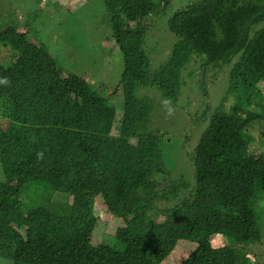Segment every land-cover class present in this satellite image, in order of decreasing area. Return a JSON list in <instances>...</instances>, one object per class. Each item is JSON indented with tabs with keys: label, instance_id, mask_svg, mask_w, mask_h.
<instances>
[{
	"label": "trees",
	"instance_id": "16d2710c",
	"mask_svg": "<svg viewBox=\"0 0 264 264\" xmlns=\"http://www.w3.org/2000/svg\"><path fill=\"white\" fill-rule=\"evenodd\" d=\"M188 1L171 19L179 40L153 79L142 49L143 20L165 13L174 0H104L124 63L118 134L111 132L115 110L89 83L65 71L28 29L0 25V57L12 50V63L0 62V77L11 80L10 87L0 85V109L9 120L0 128L1 257L14 264H157L180 239L205 240L234 226L248 233L246 240L256 238L248 217L251 212L258 229L252 202L264 190V154H250L256 137L247 130L263 123L264 97L249 118L224 109V100L215 108L192 155L196 186L190 191L183 178L170 177L163 135L145 127L151 100L137 96V88L158 85L176 100L181 69L193 54L205 66L231 64L226 94L253 85L264 93V25L253 32L264 23V0L241 11L242 0ZM40 151L43 160L36 158ZM206 177L217 180L216 199L203 193ZM99 195L125 220L115 243L92 241ZM251 256L209 243L181 264H256Z\"/></svg>",
	"mask_w": 264,
	"mask_h": 264
},
{
	"label": "rangeland",
	"instance_id": "374dc122",
	"mask_svg": "<svg viewBox=\"0 0 264 264\" xmlns=\"http://www.w3.org/2000/svg\"><path fill=\"white\" fill-rule=\"evenodd\" d=\"M188 0H174L165 13L149 15L146 20L147 32L142 39V47L150 61L149 73L153 75L165 65L179 37L170 30L169 18L174 12L188 5ZM18 24L28 29L33 40L48 48L57 58L65 71H72L89 78L91 85L103 96L109 105L116 110L113 133H118L120 119L124 114L125 96L119 86L123 70V57L114 37L104 0H0V25ZM264 25L260 22L254 26L253 32ZM12 50L3 49L0 62L12 63ZM197 54H193L191 63L182 70L183 84L176 100L164 96L157 85L142 84L136 94L151 100V119L145 124L146 129L161 133V144L164 162L170 171V177H183L188 183V191L196 186V176L192 155L203 131L208 126L217 106L223 101L224 108L233 105L235 100L248 103L247 99L256 102L259 92L256 86L239 89L226 94L229 87V70L231 64L219 65L207 70L206 79H200L202 73ZM200 79V80H199ZM119 86V88H118ZM118 88V89H117ZM250 97V98H249ZM0 109V126L7 122ZM118 125V126H117ZM264 121L257 122L250 132L256 137L252 146L255 155L264 154ZM0 166V176L2 177ZM171 179V178H169ZM207 190L204 195L213 198L212 190L216 188L214 180L205 183ZM52 187H48L47 190ZM264 194V193H263ZM255 210L261 233L262 243L247 246L242 243L247 232L236 228V236L218 232L217 243L221 249L238 248L246 252L256 253L257 264H264V195L255 201ZM98 212V224L93 232L92 241L116 242L115 232L125 220L111 214L98 196L94 203ZM155 217H158L153 213ZM123 219V220H122ZM159 219H163L160 216ZM193 242V243H192ZM196 242L182 240L177 244L176 251L169 255L163 264H179L192 251ZM175 250V249H174ZM242 255V254H241ZM0 264H14L11 258L1 257Z\"/></svg>",
	"mask_w": 264,
	"mask_h": 264
},
{
	"label": "clouds",
	"instance_id": "9594fccd",
	"mask_svg": "<svg viewBox=\"0 0 264 264\" xmlns=\"http://www.w3.org/2000/svg\"><path fill=\"white\" fill-rule=\"evenodd\" d=\"M254 3H255V0H242L241 2H239L238 3V8L237 9H239V11H241V10H244L245 8H250V7H252V6H254ZM189 5V4H188ZM187 6V5H186ZM185 6V7H186ZM181 9H183V7L182 8H179V9H177L175 12H174V14L169 18V20H168V25H169V28H170V30L171 31H173L172 29H171V19H172V17L175 15H178V14H176L178 11H180ZM237 9H235V10H237ZM156 14H161V13H153V12H150L149 14H147V16L144 18V20H143V23H145L146 24V32H147V26H148V24L146 23V20H147V18L149 17V15H156ZM112 29V28H111ZM145 32V33H146ZM174 32V31H173ZM175 33V32H174ZM176 34V33H175ZM145 36V35H144ZM112 37H114V35H113V31H112ZM179 37V36H178ZM115 38V37H114ZM144 38V37H143ZM115 40H116V38H115ZM179 40V39H178ZM178 42V41H177ZM176 42V43H177ZM116 43L117 44H119L118 42H117V40H116ZM40 46H42V48L45 50V51H49V49L48 48H46V47H44L43 45H40ZM119 46V45H118ZM175 46V45H174ZM119 48V47H118ZM142 49H143V47H142ZM173 49H174V47H173ZM119 50H120V48H119ZM143 51H144V49H143ZM121 52V51H120ZM145 52V51H144ZM51 53V52H50ZM146 53V52H145ZM172 53H173V50H172V52H171V54H170V56H169V59H170V57L172 56ZM147 54V53H146ZM148 56V55H147ZM192 58H193V55H192V57L189 59V61L183 66V68L181 69V86H182V84H183V80H182V70L184 69V71H185V69L189 66L188 64H190L191 63V60H192ZM148 59H149V57H148ZM195 59H198L199 60V62H200V66H199V68H200V72L202 73V76L200 77V79L203 81V83H204V81H205V79H206V74H207V70H205V69H210V71H211V65H212V67H218L217 65H213V64H211V65H208V66H205V65H203V60L199 57V56H197ZM169 61V60H168ZM150 62V61H149ZM151 64V63H150ZM188 65V66H187ZM164 66V65H163ZM149 68H150V65H149ZM161 68H162V66L154 73V76H153V79L155 78V77H157V75L159 74V72H160V70H161ZM79 78L80 79H82L83 81H85V82H87V83H89L90 85H91V82L89 81V78L88 77H86L85 75H80L79 74ZM199 79V80H200ZM0 85H4L5 87H10L11 86V80L8 78V77H0ZM92 86V85H91ZM119 86H122L123 87V85L121 84V83H119ZM119 86H118V88H119ZM158 86V85H157ZM181 86H180V89H181ZM93 87V86H92ZM159 87V86H158ZM94 88V87H93ZM117 88V89H118ZM71 89V88H70ZM95 89V88H94ZM138 89V88H137ZM160 89V88H159ZM180 89H179V92H178V95H179V93H180ZM257 89V88H256ZM96 90V89H95ZM123 90H124V87H123ZM161 90V89H160ZM97 91V90H96ZM137 91V90H136ZM257 91L259 92V96H258V98L259 99H262L263 97H264V93H263V91L262 90H259V89H257ZM162 92V91H161ZM97 93L99 94V92L97 91ZM163 94V93H162ZM100 95V94H99ZM101 96V95H100ZM73 97H75L76 98V96L74 95ZM103 99H104V97L103 96H101ZM80 100H81V102H82V100H84V98L82 97V96H80ZM247 101H248V103H242V102H238V100H235L234 102V104L233 105H231V106H229V103H228V105H227V107H225L224 109H226V110H232V112L234 113V114H238L240 117H253L254 116V107H255V105H257V102L258 103H260L262 100H258V101H256V102H252V100L251 99H247ZM104 102H105V104H103L104 106H109L108 108H110L111 110H115V119H114V123H113V126H114V124H115V120H116V113H117V110H116V108L113 106V105H109L106 101H105V99H104ZM82 104L85 106V100L82 102ZM215 111V110H214ZM241 112V113H240ZM214 113V112H213ZM249 113H253V114H250V115H248ZM124 115V114H123ZM212 117V116H211ZM3 119H5L6 120V124L4 125V126H0V128H6V127H8V125H9V120H7V118L6 117H4ZM122 119H123V116H122V118L120 119V127H118V133H120V129H121V125H122ZM150 121V120H149ZM148 121V122H149ZM148 122H146V123H148ZM113 126H112V128H111V132L113 133ZM118 126V125H117ZM250 127H251V125H250ZM250 127L248 128V130H247V132L249 133V131H250ZM207 128V127H206ZM205 131V130H204ZM203 131V132H204ZM117 133V134H118ZM157 133V132H156ZM114 134V133H113ZM203 134V133H202ZM264 135V131H263V133L260 135V136H263ZM201 137H202V135H201ZM201 137H200V139H201ZM131 141H133V139L131 140ZM199 142H200V140H199ZM199 142H198V144H199ZM197 144V145H198ZM254 145V143H252L251 145H250V147H249V152H250V154L251 155H255L254 153H253V151H252V146ZM197 147V146H196ZM256 156H259V154L258 155H256ZM36 158H37V160H43L44 159V152L43 151H40V152H38L37 154H36ZM195 176H196V174H195ZM178 178H183V177H178ZM175 179H177V178H175ZM184 179V178H183ZM185 180V179H184ZM208 180H214L215 181V183H216V188H214V192H212L213 193V195H214V197L212 198V199H216V196H218V194H217V186H218V183H217V180L215 179V178H213V177H206L205 178V181H204V187H203V192H205L206 190H205V183H206V181H208ZM186 181V180H185ZM188 189V188H187ZM264 193V190L262 191V193L255 199V200H253V202H252V205H253V208H255V206H254V203H255V201H257V200H259V199H261L262 197H263V194ZM99 196H101V195H99ZM98 197V196H97ZM96 197V198H97ZM103 198V197H102ZM103 202H104V199H103ZM104 204H105V202H104ZM105 206L107 207V205L105 204ZM107 209H108V207H107ZM108 211L112 214V212L108 209ZM96 212V214H97V216H98V212L97 211H95ZM4 211H3V215H4ZM114 215V214H113ZM249 219H251V225H250V227L252 228V231H251V233L253 232L254 233V235H255V239H249L250 238V234H249V238H248V240H245V239H242V243H246L247 244V246H255L256 244H258V243H262V241H263V236H262V233H261V229H260V227H259V223H258V229H257V227H256V225H255V222H254V217H251V212H249V217H248ZM256 219H257V217H256ZM258 220V219H257ZM98 221H99V218H98ZM97 224H98V222H97ZM97 226V225H96ZM96 228V227H95ZM236 228H238V227H229L228 228V230H227V232H221V233H223V234H225V235H230V236H236ZM240 229V228H239ZM240 230H242V229H240ZM258 230H259V232H258ZM116 233V232H115ZM21 234H22V236H26L25 235V233L22 231L21 232ZM218 234V232L215 234V232H213V233H210L208 236H205V240H204V238L201 236V237H197V236H193V238L192 239H182V240H190V241H194V242H196V245L193 247V246H191L192 248V251L190 252V254L188 255V256H186L179 264H181L186 258H188L195 250H197L198 248H200V247H203V244L206 246L207 244H209V243H211L213 246H215V247H219L218 246V243H217V235ZM115 235V234H114ZM181 241V239L180 240H178V242H177V244L179 243ZM193 243V242H192ZM177 244H176V247L174 248L175 250H173L174 251V253H175V251H176V248H177ZM236 249H238V248H236ZM239 250V249H238ZM172 251V252H173ZM241 251V250H240ZM171 252V253H172ZM242 253H243V255H245V254H249L250 256L251 255H254V254H256V253H252L251 251H246V252H243V251H241ZM170 253V254H171ZM169 254V255H170ZM169 255L165 258V259H163L161 262H159V263H157V264H163L164 263V261L169 257ZM257 256L255 255V256H251V259H252V261L254 262V263H258V259L256 258Z\"/></svg>",
	"mask_w": 264,
	"mask_h": 264
}]
</instances>
